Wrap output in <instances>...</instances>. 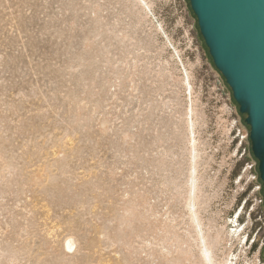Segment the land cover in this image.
Wrapping results in <instances>:
<instances>
[{
	"label": "rangeland",
	"instance_id": "rangeland-1",
	"mask_svg": "<svg viewBox=\"0 0 264 264\" xmlns=\"http://www.w3.org/2000/svg\"><path fill=\"white\" fill-rule=\"evenodd\" d=\"M245 117L189 0H0V264H264Z\"/></svg>",
	"mask_w": 264,
	"mask_h": 264
},
{
	"label": "water",
	"instance_id": "water-1",
	"mask_svg": "<svg viewBox=\"0 0 264 264\" xmlns=\"http://www.w3.org/2000/svg\"><path fill=\"white\" fill-rule=\"evenodd\" d=\"M217 69L250 127L264 193V0H189Z\"/></svg>",
	"mask_w": 264,
	"mask_h": 264
},
{
	"label": "bare ground",
	"instance_id": "bare-ground-1",
	"mask_svg": "<svg viewBox=\"0 0 264 264\" xmlns=\"http://www.w3.org/2000/svg\"><path fill=\"white\" fill-rule=\"evenodd\" d=\"M189 85V84H188ZM193 177V176H192ZM193 182V180H192ZM194 193V192H193ZM193 200V199H192ZM192 205V204H191ZM194 206V205H193ZM193 215L195 217H197V211L193 209ZM196 220V218H195ZM234 220V219H233ZM232 220V221H233ZM198 221V220H197ZM240 221V220H239ZM235 223V222H234ZM198 225V224H197ZM241 224H238L235 226V232H238L239 228H240ZM243 226V225H242ZM199 228V227H198ZM202 228V227H201ZM200 228V232H199V238L202 240L201 242L203 243V249H202V254L204 256V258H207L209 260V262H211L212 264H215V259H214V255L211 251V248L209 247V242L208 239L206 237V234L203 232V230ZM245 236V235H244ZM247 237V236H246ZM72 240V239H71ZM242 243V242H241ZM67 246L72 247V243L70 240L67 241ZM234 262V261H233ZM233 262L227 260L225 261L224 264H233Z\"/></svg>",
	"mask_w": 264,
	"mask_h": 264
},
{
	"label": "built area",
	"instance_id": "built-area-1",
	"mask_svg": "<svg viewBox=\"0 0 264 264\" xmlns=\"http://www.w3.org/2000/svg\"><path fill=\"white\" fill-rule=\"evenodd\" d=\"M243 137H244V136H243ZM243 137H242V138H243ZM258 173H259V172H258ZM260 179H261V178H260V174H259V183H258L259 185H257L256 189H257V190H261V191H263V183H262V180H260ZM262 202H263V200H262ZM243 207H244V206H243ZM243 207H242V208H243ZM240 214H242V211H241V210H240V211L238 212V214L235 216V224H236V225L239 224V217H240ZM259 220H261V216H259ZM263 224H264V222H263ZM236 225H235V226H236ZM235 226H234V227H235ZM262 227H263V226H262ZM262 227H261V228H262ZM253 240H255V237L253 238ZM263 244H264V243H262V245H263ZM262 245L260 246V248L262 247Z\"/></svg>",
	"mask_w": 264,
	"mask_h": 264
}]
</instances>
